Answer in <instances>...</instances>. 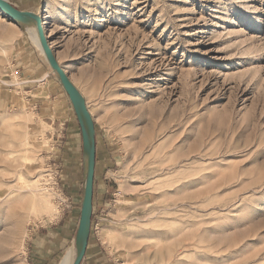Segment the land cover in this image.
<instances>
[{
  "label": "rangeland",
  "instance_id": "374dc122",
  "mask_svg": "<svg viewBox=\"0 0 264 264\" xmlns=\"http://www.w3.org/2000/svg\"><path fill=\"white\" fill-rule=\"evenodd\" d=\"M41 11L95 119L106 204L92 244L110 264H264V0H43ZM23 41L32 62L15 56ZM75 120L25 26L0 12V264H31L33 230L83 204ZM31 189L49 213L26 210ZM75 221L57 264L76 247Z\"/></svg>",
  "mask_w": 264,
  "mask_h": 264
},
{
  "label": "water",
  "instance_id": "95a60500",
  "mask_svg": "<svg viewBox=\"0 0 264 264\" xmlns=\"http://www.w3.org/2000/svg\"><path fill=\"white\" fill-rule=\"evenodd\" d=\"M0 12L15 23L28 26L35 23L39 41L46 60L53 72L58 76L73 106L80 123L83 139V152L87 159V174L84 189V198L81 209L79 227L76 234V258L73 264H82L86 255L93 218L94 182L96 172V124L85 97L71 80L65 69L60 65L57 56L51 48L49 38L45 32L43 15L34 12L21 11L12 6L8 0H0Z\"/></svg>",
  "mask_w": 264,
  "mask_h": 264
},
{
  "label": "crops",
  "instance_id": "0c3cea01",
  "mask_svg": "<svg viewBox=\"0 0 264 264\" xmlns=\"http://www.w3.org/2000/svg\"><path fill=\"white\" fill-rule=\"evenodd\" d=\"M8 1L12 6H14L18 10L34 12L40 15L43 14V11H41L43 8V0H8ZM26 27L28 26H25V28ZM16 49L17 52L15 56L21 58L27 57V59L29 58V61H31L30 58L34 56L35 46L32 42L30 43V41L27 42L23 41V43L20 44ZM28 64H30V62ZM21 67H24V65ZM69 125L71 130L73 131L71 132V135H74L76 137L77 136L76 131L79 129L82 137L81 126L77 117L75 122L69 123ZM82 143H83V139H82ZM97 168H98V155H96V172H95V182H94L93 218H92L91 233L95 228V221L98 218L97 216L98 209L101 208L102 203H105L104 200L105 196L103 194V190H101L102 187L99 186V184H97V178H96ZM77 201L78 200H76V198L73 199L72 210L68 213V215L65 218L63 215L58 219L57 222L51 224L50 226H41L37 230H33V239L30 245L31 264H57L62 252L69 247L71 232L72 229L74 228V223H76L75 220L81 217L82 203L78 204ZM104 250L105 253L103 252V249L99 247V244L97 245L92 244L91 235H90L86 255L84 257L82 264H110L112 258H109V256H107L108 255L107 250L106 249Z\"/></svg>",
  "mask_w": 264,
  "mask_h": 264
},
{
  "label": "bare ground",
  "instance_id": "6f19581e",
  "mask_svg": "<svg viewBox=\"0 0 264 264\" xmlns=\"http://www.w3.org/2000/svg\"><path fill=\"white\" fill-rule=\"evenodd\" d=\"M43 18H44V27L46 28V26L48 24V20L47 19H49V18L48 17H44V15H43ZM26 32H28L30 34L31 38L34 40V42L37 45V47L43 53V49H42L40 41H39V36H38L36 24L35 23H31L30 25H28V27H26ZM51 48H52V46H51ZM43 55H44V53H43ZM30 121L31 120L26 122L28 124V127H29ZM23 152H25V154H28V153L30 154V153H34L35 151L34 150L30 151V150H26L25 149ZM29 154L26 157H24L25 158V160H24L25 163L33 162V160H34V158L29 156ZM23 175L20 174V178H21L20 180L22 181L21 185L25 183ZM28 190H30V189H28ZM31 192L32 193L29 195L30 196V200L27 203V209L26 210L30 214H34L35 215L36 207L37 206H42V207H44L47 210V213H49L50 210H51V208H50V204L51 203H49V201H48V196L45 195V194L40 195V194H38L39 191H34L32 189H31ZM26 196L24 195L22 198L26 199L27 198ZM102 239L104 240V242H105V240H109V241L113 240L111 235H110V233H107L106 235L104 234ZM17 241L19 242L18 244H20V246L23 245V241L24 240H21V237H18ZM76 253H77L76 247L71 248L67 252V254L63 257V259H62L60 264H73L74 261H75V258H76Z\"/></svg>",
  "mask_w": 264,
  "mask_h": 264
}]
</instances>
